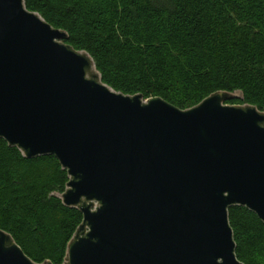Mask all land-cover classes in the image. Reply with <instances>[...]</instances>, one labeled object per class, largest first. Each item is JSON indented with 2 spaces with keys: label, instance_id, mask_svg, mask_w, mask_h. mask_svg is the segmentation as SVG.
I'll return each mask as SVG.
<instances>
[{
  "label": "water",
  "instance_id": "1",
  "mask_svg": "<svg viewBox=\"0 0 264 264\" xmlns=\"http://www.w3.org/2000/svg\"><path fill=\"white\" fill-rule=\"evenodd\" d=\"M25 0H0V139L54 156L83 220L63 264H244L230 210L264 224V110L241 91L180 109L103 82ZM0 264L36 263L0 231Z\"/></svg>",
  "mask_w": 264,
  "mask_h": 264
},
{
  "label": "trees",
  "instance_id": "2",
  "mask_svg": "<svg viewBox=\"0 0 264 264\" xmlns=\"http://www.w3.org/2000/svg\"><path fill=\"white\" fill-rule=\"evenodd\" d=\"M67 43L94 59L103 82L125 95L189 109L218 91L243 92L264 110V0H25ZM69 178L54 156L26 159L0 139V231L36 263L63 264L83 220L57 194ZM244 264H264V224L234 207Z\"/></svg>",
  "mask_w": 264,
  "mask_h": 264
}]
</instances>
